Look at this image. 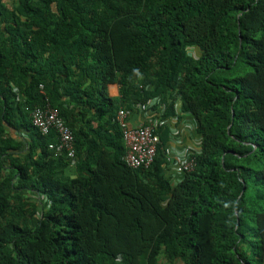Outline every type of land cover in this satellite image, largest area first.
Segmentation results:
<instances>
[{
    "label": "trees",
    "instance_id": "trees-1",
    "mask_svg": "<svg viewBox=\"0 0 264 264\" xmlns=\"http://www.w3.org/2000/svg\"><path fill=\"white\" fill-rule=\"evenodd\" d=\"M149 99L195 122L192 172L168 126L149 169L123 161L118 111ZM177 260L264 264V0H0V264Z\"/></svg>",
    "mask_w": 264,
    "mask_h": 264
},
{
    "label": "built area",
    "instance_id": "built-area-1",
    "mask_svg": "<svg viewBox=\"0 0 264 264\" xmlns=\"http://www.w3.org/2000/svg\"><path fill=\"white\" fill-rule=\"evenodd\" d=\"M135 111L143 116L142 123L138 127H130L128 112L123 108L118 111L116 117V121L122 130L126 147L123 161L131 169H149L155 162L158 147L161 143L157 131L167 127L171 121H178L181 116H190L182 113L172 119L165 118V107L160 105L157 99H149L144 103L137 104ZM30 118L33 127L42 135L54 134L58 139V143L50 144L49 149L55 151L56 154H65L75 163L76 150L74 137L69 127H67L64 120L60 117L59 112L50 106L36 108L30 112ZM187 126L191 129L197 128L195 124ZM172 135L176 136L177 134L173 132ZM198 152L193 148H187L180 152L168 151V169L175 176L178 175V177L192 172L195 168V156Z\"/></svg>",
    "mask_w": 264,
    "mask_h": 264
},
{
    "label": "crops",
    "instance_id": "crops-1",
    "mask_svg": "<svg viewBox=\"0 0 264 264\" xmlns=\"http://www.w3.org/2000/svg\"><path fill=\"white\" fill-rule=\"evenodd\" d=\"M109 95L111 98H119L120 96V88L117 85L109 86ZM129 125L130 127H138L143 120V116L137 111L132 112L128 115ZM182 122L180 121H171L168 124L169 132L171 134V138H169V142L167 144L168 151L172 152H180L187 148L198 149L200 144V137L198 136L196 129H191L187 125L195 124L193 119L186 116H181ZM175 132L177 135L173 136L172 133ZM173 177L175 174H171Z\"/></svg>",
    "mask_w": 264,
    "mask_h": 264
},
{
    "label": "rangeland",
    "instance_id": "rangeland-1",
    "mask_svg": "<svg viewBox=\"0 0 264 264\" xmlns=\"http://www.w3.org/2000/svg\"><path fill=\"white\" fill-rule=\"evenodd\" d=\"M195 54V53H194ZM163 264H168V263H166V262H163ZM173 264H183V263H181L179 260H177L175 263H173Z\"/></svg>",
    "mask_w": 264,
    "mask_h": 264
}]
</instances>
